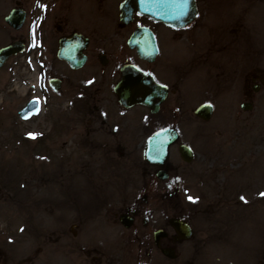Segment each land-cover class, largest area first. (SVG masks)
I'll return each mask as SVG.
<instances>
[{"label": "rangeland", "instance_id": "374dc122", "mask_svg": "<svg viewBox=\"0 0 264 264\" xmlns=\"http://www.w3.org/2000/svg\"><path fill=\"white\" fill-rule=\"evenodd\" d=\"M104 1L112 14L117 0ZM196 2L198 15L173 40L166 26L154 27L160 46L154 73L175 84L173 96L162 104L165 123L177 128L179 140L194 155L183 162L172 146L165 180L155 178V168L141 158L147 133L157 128L155 118L144 123L147 108L141 105L126 110L123 120L117 118L122 109L111 97L110 79L96 85L105 88L98 94L103 115H108L102 123L95 119L101 111H90L74 98L68 81L54 92L47 86L46 74L59 75L62 68L49 65L57 61L53 47L43 74L38 75L26 48L2 66V249L12 248L18 259L24 258L32 207L35 217H69L64 223L69 233L72 218H92L80 220L88 230L93 219L111 218L138 201L141 210L150 207L153 215L158 213L163 229L170 230L169 216L187 218L193 229L190 239L175 244V258L157 252L161 264H264V0ZM6 41L3 36L0 45ZM41 92L40 113L18 118L16 110L31 97L40 100ZM201 102L213 105L208 120L192 114ZM61 114L64 129L48 130V122L61 120ZM40 131L48 134L44 140L29 135ZM46 151L54 156L47 157ZM49 175L54 179L50 185L44 181ZM173 191L174 196L167 195ZM143 195L149 204L142 202ZM43 199L64 205L45 209ZM49 210L51 215L44 212ZM143 264H148L145 258Z\"/></svg>", "mask_w": 264, "mask_h": 264}, {"label": "flooded vegetation", "instance_id": "af4514ba", "mask_svg": "<svg viewBox=\"0 0 264 264\" xmlns=\"http://www.w3.org/2000/svg\"><path fill=\"white\" fill-rule=\"evenodd\" d=\"M123 1H113L116 8L113 9L111 14L107 12L109 8L104 0H0V13L2 10L6 11L0 19V32L4 33L0 35V42L3 36L8 38V41L0 45V47L15 41L23 43L22 52L25 51V48L28 50L30 53L28 55L29 59L35 60L34 66L38 75H40L48 68V50H51L53 47L54 52L57 53L59 47H64L66 43H68L69 47L77 48L81 44L82 39H87L81 52L85 57V61L78 67L72 68L65 59L57 58L54 53V58L57 61L49 65L54 69L53 64L59 63L62 68H58L59 75L55 73L46 74L47 86L53 90L49 83L50 78L59 80L58 90L62 82L68 81V85L73 86L71 95L79 99L81 103H85L84 106L87 109L89 108L90 111H101L95 119H101V122L104 123L108 115H103L104 112L98 103L100 99L98 98V94L103 92L105 88L96 85H98L97 82L99 80L104 81L110 79L112 81L109 85L111 97H113L117 106L122 109V111L119 110L116 113L117 118L123 120L125 118L123 113L126 110L133 108V106L141 105L147 108L146 117L143 120L144 123H148L152 118H155L157 128L154 131L163 128H175L165 123L168 117L162 111V104L170 96H173L172 86H175V84L166 82V80L161 81L160 79L163 78L157 77V74L154 73V63L160 55L159 37L154 27L160 24L166 26L170 30L169 32L172 33L170 39L173 40L178 35L177 31L183 28L185 29L192 22L185 27L174 29L162 22L153 21L146 15L137 13L135 7L132 5V16L128 23H124L122 22L120 14ZM6 17L10 21L6 20ZM130 27L131 29L127 30ZM137 27H146L148 32L153 35L152 41L157 45L156 55L150 61L140 58L136 55L135 50L127 45V39H129L133 30ZM145 40L148 41V38H145ZM105 48L109 50L106 51ZM22 52L8 57L6 62L11 57ZM125 53L127 55L126 57L124 55ZM121 57H124V59H120ZM133 58H136L135 61ZM129 64L136 66L142 73L150 75L156 85L165 87V96L163 99L159 97L160 90H152L151 94L153 96L150 104L147 106L142 103H136L135 100L138 99V95L133 100L131 99V104L127 107L120 103L119 94L116 92V85L123 79L122 68ZM171 69H173L172 66ZM97 75H101V77H96ZM92 86L94 88L93 90L90 88ZM252 89L254 90L255 86H252ZM58 90H53V92ZM42 99L45 98L41 92L40 100L38 101L41 103ZM16 113L18 115L17 110ZM39 113L40 111L36 115ZM32 117L27 119L29 120ZM59 118L61 120L58 119L55 122H48V130L51 128L54 130L56 127L64 129V124L67 121H63V114ZM42 125L45 126V124ZM175 129L177 130V128ZM154 131H150L149 134L147 133L146 140ZM176 132L179 135L178 130ZM34 134L37 140L38 138L44 140V137L48 135L42 131ZM179 138L175 143L170 145L169 152L172 146H175L178 154L180 144L187 145L181 142ZM145 142H143V146ZM46 152L47 157L54 156L50 152ZM181 160L185 162L182 158ZM166 162H164L162 167L166 171L167 178L168 171L165 168ZM146 164L148 163L146 162ZM148 165L155 168V173L160 169L156 165ZM57 170L61 171L60 169ZM155 173V178L159 180L166 179L156 177ZM51 178L52 176L50 177L49 175L44 181L50 185L49 182L54 180ZM51 187L58 188L59 186L52 184ZM147 189L152 190L153 186L149 185ZM52 191L54 192L55 189H52ZM175 192L173 191L167 195L172 197ZM141 199L144 204L150 203L146 195H143ZM57 203L53 199H43L42 201L45 209H48L49 206H51V209H54L56 206L58 208L60 205H64L63 201ZM69 203H73L77 207V202L71 201ZM32 209L33 207L29 210L30 213H28V218H26L28 220L25 225L26 233L29 237L26 241V244H28L26 246L29 247L23 256L24 258L18 259L16 255L17 251L14 252L12 248H7V250L0 247V264H143L144 258L148 264H161L156 255L158 252V254L164 256L161 248L171 250L174 254L172 258H175L177 254L175 244L188 240L178 238L176 230L169 223L170 218H179L185 220L190 226L187 218L178 216L167 217L166 225L170 229L167 231L160 226L161 221L157 215L158 213L153 215L150 207L141 210L138 201L131 204L130 208H125L124 212L111 218L101 217V219H93L94 221L88 230H86L87 227L81 228L80 220L91 221L92 218H72L71 226L67 229L69 233L64 232V223L68 220L70 221L69 217H35L33 214L31 215ZM44 212L50 214L52 211ZM158 231H162V233ZM161 234L163 235L161 236ZM165 257L169 258L167 256Z\"/></svg>", "mask_w": 264, "mask_h": 264}, {"label": "water", "instance_id": "95a60500", "mask_svg": "<svg viewBox=\"0 0 264 264\" xmlns=\"http://www.w3.org/2000/svg\"><path fill=\"white\" fill-rule=\"evenodd\" d=\"M135 7L137 13L148 16L153 21H159L166 25L175 28L185 27L186 25L193 22L196 15H198L197 2L196 0H124L121 5L120 14L122 22L128 23L132 16V8ZM6 20L10 21L8 17ZM144 33V34H143ZM132 35L127 39V45L133 48L140 58H144L148 61L154 59L156 55L157 45L152 41L153 35L148 32L146 27H137L131 33ZM78 37V35H76ZM148 38V41L145 40ZM145 40V41H144ZM87 39H82L81 44L77 48L69 47L68 43L64 47H59L57 50L56 57L65 59L70 66L78 67L84 61L85 57L82 55V51ZM21 42L15 41L0 47V69L6 62V59L12 55L22 52ZM73 51V52H71ZM123 79L116 85V92L119 94L120 103L124 106H129L133 98L138 95L136 103H142L146 106L150 104L152 98V90H160V99H163L165 87L156 85L150 75L142 73L134 65H125L122 68ZM50 86L53 90H58V79H49ZM255 90V89H254ZM132 99V100H131ZM38 101L37 98L32 97L20 107L17 112L19 118L23 121L33 115H36L39 111L36 110L37 106H34L31 102ZM250 104H242L241 107ZM41 103L38 101V109ZM213 105L208 102H201L197 105L192 113L199 117L201 120H208L212 116ZM175 128H163L154 131L147 138L144 143V149L142 152V158L148 164L156 165L160 169L155 173L156 177L160 179L166 178V171L163 169L164 162L167 161L169 147L175 143L179 135ZM179 156L185 161L189 162L193 159L194 155L192 148L188 145L180 144ZM170 225L177 232V237L182 239H189L192 234V229L185 220L179 218H170ZM161 232L162 231H158ZM163 234H161L162 236ZM164 256L169 258L173 257V252L167 248H161Z\"/></svg>", "mask_w": 264, "mask_h": 264}, {"label": "snow or ice", "instance_id": "6c2138e0", "mask_svg": "<svg viewBox=\"0 0 264 264\" xmlns=\"http://www.w3.org/2000/svg\"><path fill=\"white\" fill-rule=\"evenodd\" d=\"M184 2H186V0H184ZM89 83H91V82H89ZM31 103H32L34 106H37V107H36V110L38 111V110H39V109H38V101H32ZM29 135L32 136L33 138L35 137V134H29ZM260 195H261V196H264V193H260ZM188 199H189V200H193V197L189 196ZM241 199L243 200L244 198L241 197Z\"/></svg>", "mask_w": 264, "mask_h": 264}, {"label": "trees", "instance_id": "16d2710c", "mask_svg": "<svg viewBox=\"0 0 264 264\" xmlns=\"http://www.w3.org/2000/svg\"><path fill=\"white\" fill-rule=\"evenodd\" d=\"M21 141H24L23 139H21Z\"/></svg>", "mask_w": 264, "mask_h": 264}]
</instances>
